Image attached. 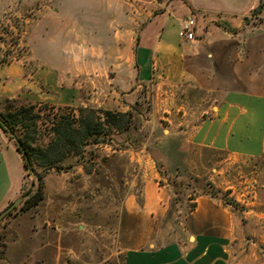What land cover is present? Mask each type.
Here are the masks:
<instances>
[{"label":"rangeland","instance_id":"374dc122","mask_svg":"<svg viewBox=\"0 0 264 264\" xmlns=\"http://www.w3.org/2000/svg\"><path fill=\"white\" fill-rule=\"evenodd\" d=\"M170 1L140 0L132 6L124 2L123 36L115 41L114 48L110 47L111 40H100V51L106 50V55L103 60L100 57L99 65L91 64L87 71L86 62L93 56L85 53L76 57V71L62 74L61 87L72 92L76 99L73 105H58L56 99H50L54 93L44 85L42 75L36 80L39 97L31 99L28 93L33 91L27 88L26 93L22 90L26 94L22 98H0V115L4 117H12L22 107H35L24 121L26 133L33 137L30 142L33 148H43L52 138L51 128L58 115L77 116L80 107H92L100 116L104 111L133 114L129 129L115 133L112 142L101 138L100 144L87 149L81 163L66 172L50 170L44 174L41 203L27 212H16L0 227L1 257L6 249V228L14 218L23 216L29 221L31 238L22 236L18 243L28 257L23 258L21 264H122L124 254L117 249V235L123 203L133 196L141 204L146 190L157 193L160 204L164 202L163 196H167L169 186L157 172V161L168 170L170 177L178 174L177 180L185 182L198 179L197 184L190 183L197 187L206 185L219 191V195L233 199L237 208L220 200L237 223L232 260L234 264H264V119L259 107L254 120L255 131L247 136H235V148L241 152L201 147L195 144L203 142L215 147L209 131L214 126L210 121L216 118L213 116L217 112L215 108L220 105V97L214 99L217 93L196 86L194 76L187 74L186 77L176 50L161 48L154 52L146 78L138 75L136 56L140 49H146L147 44L148 49L155 48L159 40L165 42L162 36L161 39H141L140 33L152 18L167 13ZM43 4L50 6L51 2L0 0V69L11 64L22 66V77H27L28 81L39 67L33 43ZM155 26L157 31L164 27L163 24ZM196 26L195 23V40L190 44L198 40ZM185 42L178 37L174 47L180 48ZM116 49L129 50L128 56L116 57L122 59L121 71L111 64L115 57L109 56L110 51ZM194 67L193 60L190 69L195 70ZM10 80L0 77V85L12 83ZM253 103L259 105L256 100ZM205 121L208 132H205L206 127L201 130ZM11 143L15 147L14 142ZM76 160L71 158L68 162ZM9 172L12 179H22L19 198L35 191L34 175L41 172V168L28 172L22 166L13 165ZM145 181L154 189H144ZM184 193L182 204L175 205L169 218L164 216L158 225L157 239L163 244L187 242L190 236L189 207L194 201L189 199L196 198V202L200 196L198 190L190 188ZM17 198L10 200L7 206ZM29 245L31 247H26Z\"/></svg>","mask_w":264,"mask_h":264},{"label":"crops","instance_id":"0c3cea01","mask_svg":"<svg viewBox=\"0 0 264 264\" xmlns=\"http://www.w3.org/2000/svg\"><path fill=\"white\" fill-rule=\"evenodd\" d=\"M135 1L140 0H50V6L43 4L45 6L40 8L42 19L36 23L33 43L39 67L29 81L22 77V66L11 64L0 69L1 78L12 80V83L0 85V98H22L26 96L22 90L26 93L27 88L33 91L28 93L31 99L37 97L39 83L36 80L42 75L44 85L54 93L50 99H56L58 105H73L76 99L72 92L61 87L62 74L76 71V57L85 53L93 56L86 62L87 71L91 64L99 65L106 55V50L100 51V40H111L110 47L114 48L115 41L123 36L124 2L132 6ZM263 3L264 0H172L167 13L152 18L140 33L141 39L154 40L162 36L165 42L159 40L152 49H148L150 45L147 44L146 49L137 53L139 77L146 78L154 52L161 48L176 50L186 77L187 74L194 76L196 86L216 92L214 99L220 97V105L213 115L216 121H210L214 126L209 131L205 121L201 127L209 131L216 148L203 142L195 145L241 152L235 148V136L255 131L257 106L264 119ZM190 16L197 24L198 40L195 44L185 42L175 48L179 22ZM155 24H163L162 31H157ZM131 29L134 32V28ZM110 52L109 56L115 57L111 64L121 71L122 59L116 57L128 56L129 50ZM193 60L195 70L190 69ZM254 100L259 105H255ZM13 165L23 167L22 159L0 131V211L17 198L22 189V179L10 176L9 169ZM152 188L151 183L145 181L144 189ZM167 191V199L163 196L167 206L164 202L160 204V197L153 190H146L141 204L133 196L123 203L117 235V249L124 254L122 264H234L237 223L227 206L210 196H200L196 200V208L189 217L187 242L163 244L157 239L158 225L166 216L170 202V188ZM28 222L18 216L6 228V249L0 264H21L23 258H28L27 251L18 245L22 236H29Z\"/></svg>","mask_w":264,"mask_h":264},{"label":"trees","instance_id":"16d2710c","mask_svg":"<svg viewBox=\"0 0 264 264\" xmlns=\"http://www.w3.org/2000/svg\"><path fill=\"white\" fill-rule=\"evenodd\" d=\"M35 107L19 109L15 115H0V129L14 142L16 150L22 158V165L25 171L34 172L36 167L41 168V172L36 173V188L30 197L24 199L22 203L10 212L1 222L3 226L6 219L13 216L16 212H27L38 206L44 199L43 177L50 170L66 172L76 163H81L85 152L90 147L100 144L101 138L107 141H113L115 133L123 132L132 125V112L113 113L104 111L102 116L100 112L92 107H80L78 115L60 114L56 117L55 123L51 128L52 138L43 148H33L30 142L33 137L26 133L24 121L26 116L33 113ZM23 150V151H22ZM77 159L75 162H68L70 159ZM159 176L165 179L170 188L171 200L166 217L169 218L175 205L182 204L184 190H198L199 196H210L211 198L221 200L225 205L237 208L238 204L233 199H228L224 195H219V191L213 188L209 189L206 185L195 186L190 182H199L198 179H192L188 182L177 180L178 174L174 178L170 177L167 169L155 161ZM39 181V183H38ZM196 198L189 199L194 202L190 205V212L196 208ZM1 257V253H0Z\"/></svg>","mask_w":264,"mask_h":264},{"label":"built area","instance_id":"2783aa9c","mask_svg":"<svg viewBox=\"0 0 264 264\" xmlns=\"http://www.w3.org/2000/svg\"><path fill=\"white\" fill-rule=\"evenodd\" d=\"M177 35L182 41L193 42L195 40V20L192 16L180 22Z\"/></svg>","mask_w":264,"mask_h":264},{"label":"water","instance_id":"95a60500","mask_svg":"<svg viewBox=\"0 0 264 264\" xmlns=\"http://www.w3.org/2000/svg\"><path fill=\"white\" fill-rule=\"evenodd\" d=\"M23 151V150H22ZM39 183V181H38ZM31 194H26L23 195L22 197L17 198L16 200H14L10 205H8L5 209H3L0 212V222L10 213L12 212L14 209H16L24 199L30 197Z\"/></svg>","mask_w":264,"mask_h":264}]
</instances>
